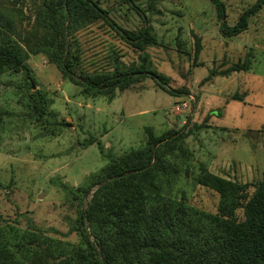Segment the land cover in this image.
Segmentation results:
<instances>
[{"label":"rangeland","instance_id":"374dc122","mask_svg":"<svg viewBox=\"0 0 264 264\" xmlns=\"http://www.w3.org/2000/svg\"><path fill=\"white\" fill-rule=\"evenodd\" d=\"M99 1L111 19L142 37L128 40L102 18L76 19L67 36L75 73L144 70L165 77L166 89L147 74L123 90L84 93L41 52L58 16L51 7L61 0H0V15L12 22L25 54L20 71L0 73V231L23 235L26 245L13 264H135L141 228L130 229L143 217L156 230L166 216L158 239L144 231L152 242L163 241L168 228L170 240L174 231L185 232L196 244L222 217L216 181L254 190L264 178V4L245 30L225 36L212 0ZM223 2L225 22L234 25L258 0ZM235 65L248 68L230 71ZM153 137L166 138L162 159L134 180L175 211L153 213L141 204L131 214L137 205L121 196L120 214L105 203L94 210L114 199H97L110 178L85 189L91 175ZM91 207L81 226L80 213ZM238 215L244 217L243 208ZM175 258L174 251L152 248L143 264H177Z\"/></svg>","mask_w":264,"mask_h":264},{"label":"trees","instance_id":"16d2710c","mask_svg":"<svg viewBox=\"0 0 264 264\" xmlns=\"http://www.w3.org/2000/svg\"><path fill=\"white\" fill-rule=\"evenodd\" d=\"M133 3L135 0H128ZM217 7L218 15L222 20L221 32L225 36H233L245 30L248 26V18L255 14L264 4V0H258L257 4L245 11L234 25H228L225 22L226 7L223 0H212ZM57 13L55 25H50L45 36L41 39V52L49 56L52 62L58 64L66 72L71 73V77L77 81L86 94H103L114 92L116 89H125L133 83L139 82L143 77L150 74L163 88L166 89L168 80L156 73L149 71H122L115 70L103 75L91 76L77 72L76 54L73 50V44L67 36L72 34L71 25L76 19L96 20L102 18L110 23L111 26L120 31L121 35L132 41H138L142 35L123 28L113 19L99 0H61L59 5L51 7V13ZM69 21V23L67 22ZM14 27L11 21L4 15H0V73L6 69L20 71L24 66L23 60L25 54L12 37ZM66 58V60L64 59ZM247 65H235L230 69L243 70ZM229 70V69H228ZM77 74V75H76ZM168 135L172 132H168ZM154 139V140H153ZM166 138L153 137L146 147L129 151L121 157H111L109 164L105 165L100 171L91 175L87 183V189L90 185L101 183L104 179L109 181L99 187L98 197L100 200L111 196L114 200L97 202L94 210L103 208V203L116 208V214L122 212V207L117 203L124 199H131L132 206H136L131 214L138 212L139 205H144L151 209L153 213L161 208L166 211L168 208L175 207L168 204L163 207V201L157 199L152 194L145 195L146 188L143 181L137 183L134 177L147 173L162 159V142ZM150 146V147H149ZM154 162V163H153ZM107 172V173H106ZM129 173V174H127ZM126 178L125 180H123ZM218 183V184H217ZM218 185V186H217ZM217 188L221 191L222 200L220 211L222 217H214L212 225L203 235L200 242L196 244L193 241H187L185 232L178 235L174 231L175 238H169L171 230L166 228L164 240L161 242L147 238L144 231L159 236L166 227V216L162 219L156 230L151 228L150 220L146 217L140 219L138 223H133V228H141L137 233L139 239L137 246L133 250V260L135 264H143L147 259L148 251L152 248L164 251H174L177 264H211L212 261L224 260L228 264H264V178L251 190L248 185L232 182L216 181ZM107 194V195H105ZM159 197V195L157 196ZM146 198V200H144ZM143 199L142 203L138 200ZM173 201V200H172ZM177 205L181 202L176 201ZM108 210L111 208L108 206ZM243 208L244 217L238 215V210ZM93 208L83 209L80 213V225H84L86 219H90ZM179 212H175V221L183 222ZM211 220V222H212ZM126 222L125 217L121 218L120 223H114L117 230H121L122 224ZM87 236V234H86ZM98 238L99 235H95ZM24 236L15 234L7 230L0 231V261L4 264H13L18 258L20 252L26 249ZM106 261V257H103ZM88 260L83 259L77 264H87ZM101 264V263H100Z\"/></svg>","mask_w":264,"mask_h":264}]
</instances>
